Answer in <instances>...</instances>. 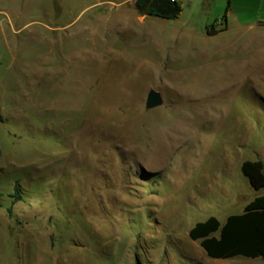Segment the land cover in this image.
<instances>
[{
	"label": "rangeland",
	"instance_id": "1",
	"mask_svg": "<svg viewBox=\"0 0 264 264\" xmlns=\"http://www.w3.org/2000/svg\"><path fill=\"white\" fill-rule=\"evenodd\" d=\"M57 1L66 28L36 8L8 47L0 32V264H264L189 236L264 194L241 171L264 161L256 32H207L225 0L125 26L103 0Z\"/></svg>",
	"mask_w": 264,
	"mask_h": 264
},
{
	"label": "trees",
	"instance_id": "2",
	"mask_svg": "<svg viewBox=\"0 0 264 264\" xmlns=\"http://www.w3.org/2000/svg\"><path fill=\"white\" fill-rule=\"evenodd\" d=\"M135 7L140 14L165 19H176L183 10L181 1L177 0H136ZM215 26L213 24L208 27L207 32L216 34L218 30ZM3 121L4 116L0 109V124ZM241 171L255 191L264 189L263 160H245ZM14 189V198L18 200L20 199L19 185L16 184ZM7 210L9 215H12V206ZM189 236L192 240L199 241L211 258L264 257V194L257 195L248 202L241 213L229 215L224 223L216 216L196 222L189 230Z\"/></svg>",
	"mask_w": 264,
	"mask_h": 264
},
{
	"label": "crops",
	"instance_id": "3",
	"mask_svg": "<svg viewBox=\"0 0 264 264\" xmlns=\"http://www.w3.org/2000/svg\"><path fill=\"white\" fill-rule=\"evenodd\" d=\"M51 1L52 2L48 5L42 4L41 2L35 3L33 0H0V32L5 46L8 47L10 42L7 28H11L12 34L19 31L20 29H15V24L27 18L30 12L34 11L36 8L40 9L42 14L37 16V19L32 22H36L38 25L50 29H62L69 26L70 23H62L61 5L58 4L57 0ZM135 1L136 0H103L101 2L116 5L119 13L116 15L117 20L115 22L118 26L127 25L128 21L130 22L132 18H136L140 22H145L148 17H157L140 14L135 7ZM211 1L212 0H192L191 6L203 9L207 3ZM221 6L225 11L223 19L218 21V24L222 26L220 29H217L215 26L218 32L221 30H228L233 21L239 26H244L247 30L256 32V35L248 40V44L254 42L258 43V46L252 48L256 50L253 51L256 52L254 57L257 59L254 66L259 65V69L263 71L253 70L255 74L253 79L259 84H264V0H225V2H221ZM127 10L131 12V15H128ZM26 25L27 24L23 25L22 28ZM42 35L46 37L44 33H42ZM258 67L255 68L258 69Z\"/></svg>",
	"mask_w": 264,
	"mask_h": 264
},
{
	"label": "water",
	"instance_id": "4",
	"mask_svg": "<svg viewBox=\"0 0 264 264\" xmlns=\"http://www.w3.org/2000/svg\"><path fill=\"white\" fill-rule=\"evenodd\" d=\"M163 104V97L159 91L154 89L150 90L147 95L146 106L147 108L153 109Z\"/></svg>",
	"mask_w": 264,
	"mask_h": 264
},
{
	"label": "built area",
	"instance_id": "5",
	"mask_svg": "<svg viewBox=\"0 0 264 264\" xmlns=\"http://www.w3.org/2000/svg\"><path fill=\"white\" fill-rule=\"evenodd\" d=\"M177 1H182V0H177Z\"/></svg>",
	"mask_w": 264,
	"mask_h": 264
}]
</instances>
